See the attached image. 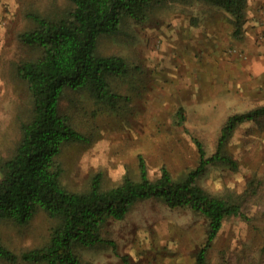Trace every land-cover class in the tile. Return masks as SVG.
<instances>
[{
    "label": "rangeland",
    "instance_id": "1",
    "mask_svg": "<svg viewBox=\"0 0 264 264\" xmlns=\"http://www.w3.org/2000/svg\"><path fill=\"white\" fill-rule=\"evenodd\" d=\"M45 3L49 0H0V160L14 152L19 121L30 108L26 87L12 66L22 51L16 33L27 21L24 11ZM214 6L203 0L170 3L145 24L128 22L126 32L101 40L103 52L125 56L129 71L112 79L123 96L113 108L83 93L62 100V109L86 136L65 143L57 154L68 189L86 190L96 174L103 187L116 185L125 174L137 178L139 156L151 178L163 165L173 176H181L198 162L192 136L210 154L227 115L254 105L240 97L235 108H229L225 95H220V82L214 85L223 78V63L232 61L230 49L239 43L229 36L226 19L215 20L221 11ZM179 106L186 116L181 124L175 117ZM224 150L236 165H209L198 178L200 185L212 193L241 192L252 180L255 191L243 201L246 217L223 223L206 249L204 264H264L263 123L239 124ZM52 223L43 211L24 225L0 221L1 237L20 253L42 245ZM101 233L110 241L78 249L84 263L195 264V254L205 242L206 219L189 208H170L162 198L150 197L133 203L122 219L104 220ZM0 264L35 263L0 259Z\"/></svg>",
    "mask_w": 264,
    "mask_h": 264
},
{
    "label": "trees",
    "instance_id": "2",
    "mask_svg": "<svg viewBox=\"0 0 264 264\" xmlns=\"http://www.w3.org/2000/svg\"><path fill=\"white\" fill-rule=\"evenodd\" d=\"M194 1L63 0L57 4L49 0L38 9L24 11L27 21L16 33L22 51L12 66L26 87L30 108L19 121L14 152L0 160V221L24 225L43 211L53 223L42 245L20 253L4 243L0 232L1 260L90 264L81 260L78 249L98 248L110 241L101 233L104 220L122 219L136 201L160 197L170 208H189L205 217V242L195 254V264H204L206 249L223 223L231 217H246L243 201L255 191L252 180L241 192L212 193L200 185L198 178L209 165H236L224 145L243 122L264 126V105L229 114L210 154L192 136L198 162L181 176H173L163 165L151 178L144 158L139 156L138 177L125 174L114 186L103 187L99 174L84 191L70 190L62 182L58 152L65 143L86 138L62 109V100L83 93L95 103L113 108L123 97L112 79L127 74L128 62L121 53L103 52L101 40L126 32L128 22L145 24L170 3ZM203 1L221 8L233 26V35H242L248 0ZM175 116L179 124L185 120L183 106L176 109Z\"/></svg>",
    "mask_w": 264,
    "mask_h": 264
},
{
    "label": "crops",
    "instance_id": "3",
    "mask_svg": "<svg viewBox=\"0 0 264 264\" xmlns=\"http://www.w3.org/2000/svg\"><path fill=\"white\" fill-rule=\"evenodd\" d=\"M214 8L221 11V16L214 17L217 22H224V19L229 22L228 16L221 8ZM245 16L246 21L240 37L234 36L233 26L230 22L226 23L229 36L236 37L239 43L230 49L233 52L232 61L223 63V78L216 80L214 85L220 82L219 86H222L223 91L220 95H225L226 106L235 108V101H239L240 97L247 98L246 100L254 104L246 109L248 110L264 105V0H248ZM213 81L214 79H211V82ZM236 109L240 110L239 112L245 111L242 108Z\"/></svg>",
    "mask_w": 264,
    "mask_h": 264
},
{
    "label": "built area",
    "instance_id": "4",
    "mask_svg": "<svg viewBox=\"0 0 264 264\" xmlns=\"http://www.w3.org/2000/svg\"><path fill=\"white\" fill-rule=\"evenodd\" d=\"M262 37H264V31H263V33H262Z\"/></svg>",
    "mask_w": 264,
    "mask_h": 264
}]
</instances>
